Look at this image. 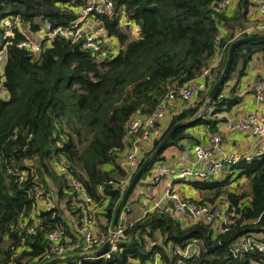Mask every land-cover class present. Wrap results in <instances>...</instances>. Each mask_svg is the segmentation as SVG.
<instances>
[{"label": "trees", "instance_id": "16d2710c", "mask_svg": "<svg viewBox=\"0 0 264 264\" xmlns=\"http://www.w3.org/2000/svg\"><path fill=\"white\" fill-rule=\"evenodd\" d=\"M113 1V16L96 14L95 18L106 35L117 38L121 46L116 53L99 56L100 49L75 51L74 44L60 36L38 52L18 45L46 21L53 26L68 24L77 15V1L0 0V22L13 16L20 24L7 38L3 86L8 96L0 98V264H42L55 255L44 257L50 248L49 231L60 229L68 236L80 233L83 213L76 205L77 194L68 174L79 179L100 206L93 218L101 235L109 233L125 190L119 187L126 176L120 161L129 145V121L136 113L151 114L171 88L199 74L216 47L224 48L223 59L212 71L207 87L198 92L192 105L171 118L142 160L175 123L190 120L172 133L155 161L164 158L162 153L168 147L181 149L182 140L199 142L188 131L191 126L204 125L207 134L218 131L221 119L216 115L240 101L233 84L227 96L217 92L204 117L196 115L222 71L230 42L239 36L264 33V27L249 28L257 24L248 19L249 0H238L222 10L215 9L219 0ZM121 13L133 21L134 36L129 26L121 24ZM254 53L264 61V40L237 45L224 82ZM60 166L67 172L59 173ZM151 168L152 163L129 197ZM229 168L231 172L217 180L188 181L210 192L209 198L195 199L198 203L227 204L228 219L221 231L202 220L182 223L163 207H154L137 218L124 219L123 233L109 257H81L58 264H137L156 255L163 264H264V250L258 247L233 250L239 236L251 235L255 244L264 242V152ZM238 177L246 179L247 188L239 191L231 187ZM36 185L51 194L53 207L40 209L33 231L26 233L27 225L21 226V221H31L28 217L34 210L32 190ZM21 240L23 247L19 246ZM151 241L155 243L150 245ZM192 241L197 251L182 256L177 250Z\"/></svg>", "mask_w": 264, "mask_h": 264}, {"label": "built area", "instance_id": "2783aa9c", "mask_svg": "<svg viewBox=\"0 0 264 264\" xmlns=\"http://www.w3.org/2000/svg\"><path fill=\"white\" fill-rule=\"evenodd\" d=\"M77 1L76 17L68 24L53 26L46 21L39 31L29 33L28 36L19 42V47L27 49L31 52H38L56 37L60 36L68 39L80 49L95 51L100 49L99 56L108 53H116L120 48V42L117 38L110 35H100L95 27V15L113 16L116 7L113 0H74ZM235 0H219L215 5L216 10L227 8ZM256 5L260 16L264 19V0H250ZM19 18L13 16H5L0 22V98H7L8 92L3 86L4 81V63L7 56V38L14 35L13 28L20 26ZM121 24L129 26L130 29L135 25L133 21L126 18L124 13L120 14ZM264 22L257 23L256 26L249 28H262ZM104 30V29H103ZM218 37L216 41H218ZM224 48L216 47L213 56L208 64L194 78L188 80L180 86L171 88L159 102L153 112L149 115H140L136 113L128 123L126 137L129 145L121 159V166L126 171V176L121 180L119 187L122 190L126 188L131 180L134 172L138 168L145 152L151 148L154 140L158 139L171 118L182 109L189 107L197 99L198 92L204 90L215 70L223 59ZM231 83L227 80L219 89V96H227ZM253 106L243 116L238 117L234 121L226 122L225 127L228 130L247 131L257 140L264 137V75L258 74L252 81ZM200 111V110H199ZM197 112L196 115L204 117L202 113ZM207 141L189 142L190 145L183 147L179 154V163L171 164L165 159L154 160L151 168V179L154 181L163 180L164 187L160 195L152 200L151 208L163 207L167 210L171 218H177L182 223L196 222L202 220L210 223L216 231L222 230V224L228 219V213L225 211L227 204L214 206L210 203H198L194 198L182 195L174 187L176 182L188 184L189 180L211 179L212 176H221L224 172L230 171V166L243 158L264 152L262 148L256 149L254 152H241L237 150H228L222 141L219 131L208 134ZM145 143H149L150 147L146 148ZM163 154V153H162ZM64 166L59 167V173H66ZM24 172L20 174L22 180ZM69 184L73 187L77 194L78 205L83 213V225L79 228L80 233L74 236H68L60 229H53L46 234L50 241V248L44 253V257L64 256L71 253H81L95 250L100 247L108 238L107 235L98 231L97 224L93 218V212L99 211L100 206H96L93 199L89 196L84 188L83 183L75 176H67ZM221 178V177H220ZM177 180V181H175ZM33 198L35 201L34 210L31 211L26 220L21 221V226H25L26 233L33 231L37 221L36 215L40 209L49 210L53 207L52 196L41 185L33 187ZM124 224V223H123ZM123 224L116 225L111 234L109 248L101 255L109 257L111 252L117 248V240L123 233ZM151 241L149 244H154ZM20 247L24 246L23 240ZM258 247L264 250V242L255 244L251 235L239 236L234 245L235 252ZM195 241L188 243L184 248L177 251L182 256H189L197 251ZM53 258V257H52ZM51 259V258H50ZM180 262V259L177 260ZM137 264H163L159 256L156 255L152 260H139Z\"/></svg>", "mask_w": 264, "mask_h": 264}, {"label": "crops", "instance_id": "0c3cea01", "mask_svg": "<svg viewBox=\"0 0 264 264\" xmlns=\"http://www.w3.org/2000/svg\"><path fill=\"white\" fill-rule=\"evenodd\" d=\"M237 1L238 0H235L233 4L235 5ZM247 16L250 21H253L255 23H261L262 21V17L260 16L256 5L250 2V0L248 3ZM95 27L98 34L103 36L106 35L105 30H103L104 27L99 21L97 22L95 20ZM133 28H135V26ZM258 74L264 75V61L262 60L259 53H254L245 64L242 65V62H240L236 70L232 73L230 79H228L231 85L236 84L237 94L240 95V101L237 104L233 105L228 110H223L219 112L216 115L217 118L221 119V121L217 122V129L222 136V141L224 146L228 150H237V151L249 152V153L254 152L258 148H262L264 150V137L260 140H257L254 137H252L251 134L247 131L228 130L225 127L227 121L229 120L234 121L238 117L245 115L252 108L253 106L252 81L253 78ZM188 131L189 132L191 131L193 135L197 137L199 139V142L201 143H205L208 139L207 138L208 128L204 125L197 124L191 126L188 128ZM189 142L192 141L182 140L181 143L183 147H186L190 145ZM145 146L146 148H149L150 144L145 143ZM181 149H178L177 147L174 146L166 148L163 151V156L165 161L174 165L178 164L180 161L179 154ZM234 176L235 174H232L231 178ZM145 182H147V184L145 185L141 184L140 187L136 189L134 194L129 197L130 204L128 206V209L132 203L136 202L135 201L136 197L139 196L138 202H139V209L141 211L140 215L144 214V212L151 209L152 200L161 194L162 189L164 187L163 180L154 181L151 178H149ZM241 182L245 183L244 187L246 188L248 187V182L244 178H240L239 180H234L232 184H238ZM174 187L182 195L189 196L198 200H200L204 195L207 194L210 195V192L207 189H198L190 184L181 183V181L176 182L174 184ZM142 188H144V192L142 191ZM145 206H148V209H145ZM127 213L128 212L126 211L124 215V219L127 218ZM72 227L73 229L77 228L76 225L74 226V223L72 224ZM253 264H258V263H253Z\"/></svg>", "mask_w": 264, "mask_h": 264}, {"label": "water", "instance_id": "95a60500", "mask_svg": "<svg viewBox=\"0 0 264 264\" xmlns=\"http://www.w3.org/2000/svg\"><path fill=\"white\" fill-rule=\"evenodd\" d=\"M250 40H264V33L261 34H249V35H244V36H239L236 37L235 39H233L228 47L227 50V55H226V60L224 63V66L222 68V71L220 72L218 78L216 79V81L212 84V86L210 87L209 91H208V96L205 99L203 105L201 106V108L199 109V113H202L208 106V104L210 103L211 99H213L217 92L219 91L221 85L224 83L228 73H229V69L231 66V62L233 59V53L234 50L236 48L237 45H239L240 43L246 42V41H250ZM73 49L75 51H79L81 50L77 45H74ZM198 117V115H197ZM192 120V119H191ZM190 120H185L183 122L179 121L177 123H175L169 130L168 132L165 134V136L162 138V140L159 142V144L153 149V151H151V153L149 155H147L144 160H142V162L139 164L138 168L136 169V171L134 172L131 180L129 181L128 185L126 186L121 199L119 201V203L117 204L116 208H115V212H114V216L112 219V224H111V228H110V233L108 238L106 239V241L98 248H96L95 250L92 251H88V252H81V253H71V254H67L64 256H55L45 262H43L42 264H58L59 262L65 261V260H70V259H75V258H81V257H97V256H101L108 248L110 245V239H111V234L112 231L114 230V227L116 225H122L124 223V215L125 212L128 211V206L130 204L129 202V195L134 187V185L136 184L137 180L139 179V177L141 176L142 172L145 170V168L150 164L154 162V158L157 156V154L164 149V145L166 143V141L169 139V137L172 135V133L182 124L188 122ZM145 209H148V206H145Z\"/></svg>", "mask_w": 264, "mask_h": 264}, {"label": "rangeland", "instance_id": "374dc122", "mask_svg": "<svg viewBox=\"0 0 264 264\" xmlns=\"http://www.w3.org/2000/svg\"><path fill=\"white\" fill-rule=\"evenodd\" d=\"M130 35L131 36H134L135 35V28H131L130 30ZM151 169H150V171L149 172H147V173H145V175L140 179V181H147L149 178H151ZM229 173V171H226V172H224L221 176H217V175H215V176H212V180H217L218 178H220V177H224L226 174H228ZM140 181H139V183H137V185H136V187H135V189L133 190V192H132V194L131 195H133L134 194V192L136 191V189L137 188H139L140 187ZM245 186V183H243V182H241V183H238V184H232V186L231 187H235L234 189H236V190H242V189H244V188H246V187H244ZM229 188V187H228ZM142 191L144 192V188H142ZM211 191V193H214L215 192V190H210ZM205 192H207V191H205ZM204 192V193H205ZM209 195L207 194V195H205V198H209L208 197ZM130 199V198H129ZM139 196H137L136 197V202H134V203H132L131 205H130V211L127 213V219H132V218H136V217H138L139 215H140V209H139Z\"/></svg>", "mask_w": 264, "mask_h": 264}]
</instances>
